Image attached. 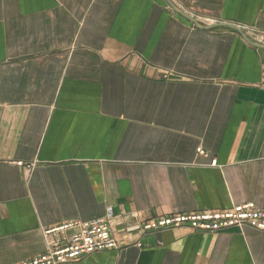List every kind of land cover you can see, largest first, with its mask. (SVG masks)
<instances>
[{
  "label": "crops",
  "instance_id": "crops-1",
  "mask_svg": "<svg viewBox=\"0 0 264 264\" xmlns=\"http://www.w3.org/2000/svg\"><path fill=\"white\" fill-rule=\"evenodd\" d=\"M237 24L264 0H0V264L107 206L118 248L63 264H264L247 227L125 230L264 209V47Z\"/></svg>",
  "mask_w": 264,
  "mask_h": 264
},
{
  "label": "built area",
  "instance_id": "built-area-1",
  "mask_svg": "<svg viewBox=\"0 0 264 264\" xmlns=\"http://www.w3.org/2000/svg\"><path fill=\"white\" fill-rule=\"evenodd\" d=\"M191 19L192 27H214L218 24L217 19L202 15H191ZM236 28L254 45L264 47L263 30L246 24H237ZM196 151L203 153L201 147ZM114 218L113 208L107 206L101 216L49 227L43 231L45 251L17 264H63L78 261L95 252L115 250L118 245L110 228ZM183 227L210 233L247 227L264 236V209L250 201L226 209L176 213L148 220L134 219L125 230L146 234Z\"/></svg>",
  "mask_w": 264,
  "mask_h": 264
}]
</instances>
